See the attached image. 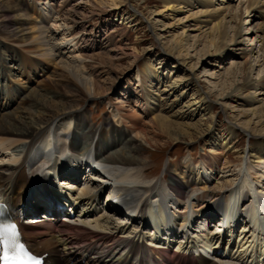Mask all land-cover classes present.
<instances>
[{
  "label": "bare ground",
  "instance_id": "1",
  "mask_svg": "<svg viewBox=\"0 0 264 264\" xmlns=\"http://www.w3.org/2000/svg\"><path fill=\"white\" fill-rule=\"evenodd\" d=\"M152 1L143 14L163 55H148L141 68L130 31L116 42L109 29L137 30ZM93 18L95 32L85 27ZM124 60L139 66L117 105L134 107L141 121L111 104ZM35 69L40 87L30 77L16 85L18 73ZM96 99L113 114L102 127L89 115ZM241 133L250 138L244 150ZM182 141L189 155L167 165L169 180L149 179L147 147ZM91 155L100 167L88 176ZM41 188L105 209L77 214L80 226L24 227L33 247L49 248L50 264H264V0H0V201L19 209ZM221 210L225 220L237 216L209 238L227 258L198 256L193 223Z\"/></svg>",
  "mask_w": 264,
  "mask_h": 264
},
{
  "label": "rangeland",
  "instance_id": "2",
  "mask_svg": "<svg viewBox=\"0 0 264 264\" xmlns=\"http://www.w3.org/2000/svg\"><path fill=\"white\" fill-rule=\"evenodd\" d=\"M57 3H58V5H56V9L61 14V12H60L61 7L59 6V2H57ZM155 5H156V2L152 1L151 4H149L147 6L143 5L142 9L139 10V12H138L139 13V21L136 22L138 24L137 30L135 28H131L130 25H127V24H123L122 26H115L113 24L109 29L110 33L112 32L113 35L117 36L116 42L118 41V39H121L123 37L122 34L124 32L130 31L129 41L127 42V44L133 45V46L136 45V47L138 48V54L142 58V60H141L142 62L140 61V64H139L141 68L143 67L144 60L148 58V55L154 54V55H157L156 57H159V55L160 56L163 55L161 49L159 47H157L158 46L157 38L152 33L149 25L146 23V16L143 14V13H146V10L148 7L152 8ZM126 9L127 10L124 12V16L127 17L128 16L127 13H132L133 9L131 8L130 5ZM141 22H142V24H141ZM244 22H247L246 18H244ZM136 23H134V25ZM99 25H100V20H98V18H93L85 24V27H87V29L89 28L90 31L95 32L96 30H98ZM156 44H157V46H155ZM15 57L16 58L18 57V59L21 58L20 60H22V58L23 59L27 58V56H25L21 52H18ZM138 66L136 64L129 63V61H127V60L122 61V63L120 64V67H119L120 69L116 73H114L115 80H116L117 85L119 86L118 88L120 90L118 92L114 93V96L112 95L110 98L112 99L111 100L112 106L115 108L117 107L119 109H122L121 111L123 112L125 117H129V118L131 117V119L141 121V119L143 117H142V114L140 112H138V110L135 111L136 109H134V107L133 108L126 107L127 105H123V107H122V105H117L118 101H116L117 97L115 96V94H117V93H126L123 91L124 84L127 83V81L134 82L135 79L133 76H134V73H136L138 71ZM39 70L36 71V69H35V70L27 71L28 73L27 72L26 73H27L28 77L27 76L23 77L24 70H22V74L18 73L19 78L16 79L18 81V82H15L16 85H18V86H20L22 84L26 85L30 79H33L35 81L34 83L37 85V87L38 86L40 87L41 82H42V76H41L42 73L40 74ZM29 77H30V79H29ZM27 78H28V80H27ZM19 82H21L22 84H19ZM203 85L204 84L202 83V86ZM2 88L5 89V87H3V86H2ZM7 90H8V88H7ZM131 90H133V89H131ZM18 104L20 105L21 101ZM18 104H17V106H19ZM81 104L84 106H87V104L83 100L81 101ZM89 110H90L89 115L92 116L91 117L92 122H93L92 124L99 126V127H102L104 125L107 118H109V117L112 118V116H113L112 111L110 109V104L102 102L99 99H96V101H94V103H92V105L89 106ZM215 112L217 113V116H216L217 120L221 122L220 124H222V129H224L227 125H226V120L224 119L223 113H221V110L219 107H215ZM136 113L139 114L140 117L138 115H136ZM121 129L126 130L125 127L124 128L121 127ZM110 134H107L105 131V132L101 133L100 136H103L104 138L109 140L112 136V133H110ZM98 138H99V136H98ZM159 140L161 141L162 139H159ZM239 140H240V142H239L240 148L239 149L243 148V150H244L247 147V145L249 144L250 138L247 137L244 133H241ZM121 141H119V143H120L119 145L123 146L124 142L122 143ZM76 142H77L76 144L78 146H83L81 144L82 143L81 139L78 138L76 140ZM193 146L195 149L193 152L196 155H199L202 152V142L198 141V142L194 143ZM188 148H189V145H187V143H185V141H182V142H180L174 146L160 147L159 149H157L155 147L154 148L153 147H147L146 154L151 157V159H150L151 162H149L147 165V169L149 172L148 178L153 179V180H158V179L169 180L170 175L166 171L167 165L168 164L173 165L175 163H178L179 161L181 162V160H183L185 157H187L189 155ZM237 155H238L237 153L232 154V157L230 160L235 161L237 159ZM227 187H232V186L229 185Z\"/></svg>",
  "mask_w": 264,
  "mask_h": 264
},
{
  "label": "snow or ice",
  "instance_id": "3",
  "mask_svg": "<svg viewBox=\"0 0 264 264\" xmlns=\"http://www.w3.org/2000/svg\"><path fill=\"white\" fill-rule=\"evenodd\" d=\"M0 261L2 264H33V257L18 242L16 226L0 222Z\"/></svg>",
  "mask_w": 264,
  "mask_h": 264
}]
</instances>
